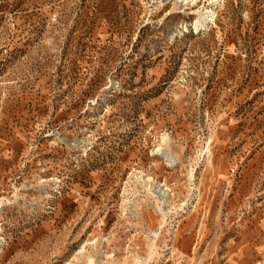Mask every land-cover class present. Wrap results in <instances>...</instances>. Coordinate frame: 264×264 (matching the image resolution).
Masks as SVG:
<instances>
[{"label": "rangeland", "instance_id": "374dc122", "mask_svg": "<svg viewBox=\"0 0 264 264\" xmlns=\"http://www.w3.org/2000/svg\"><path fill=\"white\" fill-rule=\"evenodd\" d=\"M0 264H264V0H0Z\"/></svg>", "mask_w": 264, "mask_h": 264}, {"label": "bare ground", "instance_id": "6f19581e", "mask_svg": "<svg viewBox=\"0 0 264 264\" xmlns=\"http://www.w3.org/2000/svg\"><path fill=\"white\" fill-rule=\"evenodd\" d=\"M1 240V239H0ZM90 264H92L91 262H90ZM100 264H103V262L102 263H100Z\"/></svg>", "mask_w": 264, "mask_h": 264}]
</instances>
